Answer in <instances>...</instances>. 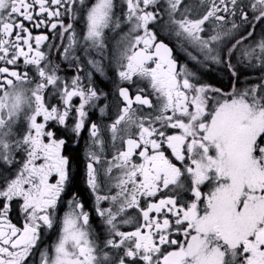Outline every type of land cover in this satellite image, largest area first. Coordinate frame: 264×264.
I'll use <instances>...</instances> for the list:
<instances>
[{
  "label": "snow or ice",
  "instance_id": "6c2138e0",
  "mask_svg": "<svg viewBox=\"0 0 264 264\" xmlns=\"http://www.w3.org/2000/svg\"><path fill=\"white\" fill-rule=\"evenodd\" d=\"M0 264H264V0H0Z\"/></svg>",
  "mask_w": 264,
  "mask_h": 264
},
{
  "label": "flooded vegetation",
  "instance_id": "af4514ba",
  "mask_svg": "<svg viewBox=\"0 0 264 264\" xmlns=\"http://www.w3.org/2000/svg\"><path fill=\"white\" fill-rule=\"evenodd\" d=\"M163 39H165V42H168L166 37H162ZM170 46H174V44L170 43ZM178 53L174 52V55H177ZM107 90V89H105ZM79 152V149H75L74 151L71 150V145L69 144L68 146H66V154L75 156L77 153ZM73 190L78 192L80 195H82V197L87 200L88 199V192L85 189V185L83 184V182L80 180L79 176H77L75 183L73 185Z\"/></svg>",
  "mask_w": 264,
  "mask_h": 264
}]
</instances>
